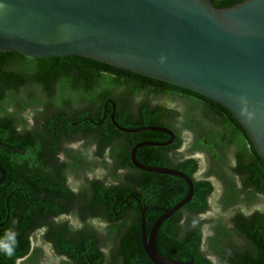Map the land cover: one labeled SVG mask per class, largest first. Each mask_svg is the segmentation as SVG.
Masks as SVG:
<instances>
[{"label":"trees","instance_id":"trees-1","mask_svg":"<svg viewBox=\"0 0 264 264\" xmlns=\"http://www.w3.org/2000/svg\"><path fill=\"white\" fill-rule=\"evenodd\" d=\"M209 1L213 7L220 8L240 0ZM133 82L151 83L160 92L159 96L197 104L192 115L185 108L178 109L180 111L175 114L163 108L160 113H165L166 118L178 115L185 126H200L202 121L206 122L205 143L196 141L197 147L208 150L212 146L225 145L230 149L232 164L225 167L227 202L234 201L238 194L264 199V165L236 121L224 108L207 98L84 57L27 58L14 51L0 52V168L6 173L0 184V223H3L0 226V258L4 256L5 263L24 255L29 248L28 236L35 228H43L45 241L56 253L67 258L68 262L61 264H106L103 253L95 247L100 239L92 230L91 222L87 221L95 218L114 227L115 234L111 238L112 241L115 239V247L109 253V264H150L139 245V210L143 209V227L147 231L161 210L185 195L186 186L180 178L141 172L130 193L138 202L129 200L123 204H119L118 198L126 194L124 189L117 185L105 188L98 180H89L91 193L86 205L80 214H71L77 220H86L81 227L72 229L66 221L51 222L58 214L68 213L70 206L69 192L61 185L62 172L54 170L53 163L49 169L44 162L40 163L43 158H52L61 143L78 138L80 133L87 136L84 139L87 144L90 140L96 147L95 154L112 138L120 136L121 133L110 129L108 115L102 117L101 107L107 102V113L113 104L121 116L128 114L130 106L126 95L141 90ZM31 107H38L39 121L36 127L26 129L20 112ZM111 111L113 123L127 125L124 120L116 119L115 108ZM149 123L153 124V120ZM104 125L107 130L102 128ZM146 134L149 135V131ZM167 149L170 147L144 146L135 149L133 154L135 160L147 156L156 159ZM116 152L110 157H124L120 164L113 163L111 176L116 168L128 164L127 148ZM172 164L190 180L191 196L156 229L154 243L158 254L176 261L190 260L192 264H212L208 254L214 256L215 264H264V211L251 210L243 214L235 210L228 218L229 227H216V238L206 239L209 252L200 250L201 220L190 217L207 209L206 197L211 193L212 185L204 176H193L198 165L194 157L185 156ZM47 196L52 199V204ZM127 211L132 214L129 218L125 214ZM232 233L244 243L238 250L226 243Z\"/></svg>","mask_w":264,"mask_h":264},{"label":"water","instance_id":"water-1","mask_svg":"<svg viewBox=\"0 0 264 264\" xmlns=\"http://www.w3.org/2000/svg\"><path fill=\"white\" fill-rule=\"evenodd\" d=\"M9 51L84 57L201 95L229 113L264 165V0L220 8L209 0H0V52ZM146 128L171 137L166 129ZM168 142L139 143L128 152L132 166L178 177L186 186L147 231L139 210L138 240L150 264H192L162 257L154 243L161 222L189 200L190 180L132 158L138 145ZM5 174L0 168V184Z\"/></svg>","mask_w":264,"mask_h":264},{"label":"rangeland","instance_id":"rangeland-1","mask_svg":"<svg viewBox=\"0 0 264 264\" xmlns=\"http://www.w3.org/2000/svg\"><path fill=\"white\" fill-rule=\"evenodd\" d=\"M150 98V97H148ZM139 97L135 98V101L138 100ZM153 102L161 101L167 105H176L177 109L185 108V111L192 115L194 114L195 108H197V104L193 101H188L185 99H180L176 97H168V96H157L153 99ZM151 103V101H150ZM180 105V107H178ZM72 107H76L72 105ZM38 107L25 108L20 112V116L25 120V128L30 129L36 127L37 113ZM180 111V110H177ZM195 118V115H193ZM176 126L182 136L181 145L179 147V155L182 156H191L197 160V169L193 176L195 178L205 177L212 185L211 193L206 197L207 201V209L202 213L198 214L196 217L191 216L190 219L197 218L201 220L200 228H201V245L200 250L204 253L209 252V248L206 244L207 238H216L215 228L224 225L225 228L229 227L228 218L231 214L236 210L243 214H247L251 210H259L264 211V199H261L259 196H251L244 197L243 194H238L234 201L231 203L227 202V173L225 170L226 166H231L232 162L230 160V149L228 147L225 148V145L212 146L210 149H204L203 147H197L196 141L201 142V144L205 143L204 140V130L206 129L207 123L202 121L200 126L197 125H184V122L180 120V117L177 115L175 120ZM90 146L82 142V145L89 152L90 162L82 163L80 161V165H84L86 168L85 173H87L86 177L89 176L91 179L101 180L104 178L107 180L110 176L109 169L111 164L109 160L106 158V151L101 156L93 155L91 150V141ZM63 146L62 152L66 153L64 156L65 160L68 161L70 156L75 153V147L73 144L69 142L61 143ZM83 148V147H82ZM224 148V149H223ZM59 152V151H58ZM63 158V156H59ZM105 161V162H104ZM89 169L90 172H87ZM120 174L118 181H120L124 176L123 173L118 172L117 175ZM83 173H67L66 181L71 184L72 187H76L77 185L83 184ZM116 178V177H115ZM117 180V179H116ZM108 181V180H107ZM234 184L237 185V181L234 179ZM184 217V216H183ZM182 217V220H183ZM56 222L55 220H51V222ZM50 221H46L48 223ZM92 230L96 234L97 238L100 239L99 245L102 248V253L105 258L106 264L110 263L109 253L115 247V239L112 241V236H114V231L112 225H107L101 220H95L91 222ZM72 229L76 226L75 222H71ZM43 227V226H42ZM43 228H35L33 232L28 236L29 249L27 254L19 261L15 263L19 264H60L62 260L60 258L53 256L51 245L45 241L43 238ZM111 239V240H110ZM225 241V240H223ZM106 242V244H104ZM226 243H229L233 248L238 250L241 246L244 245L243 241L240 237L232 233V236L226 240ZM98 246V244H97ZM45 260L42 262V258ZM212 264H215L214 256L207 255ZM63 262V261H62Z\"/></svg>","mask_w":264,"mask_h":264},{"label":"flooded vegetation","instance_id":"flooded-vegetation-1","mask_svg":"<svg viewBox=\"0 0 264 264\" xmlns=\"http://www.w3.org/2000/svg\"><path fill=\"white\" fill-rule=\"evenodd\" d=\"M136 85H139L141 87V90L139 92H135L132 93L131 95H126L128 101H129V112L126 115H122L120 114V111L118 110V107L114 106L112 104L111 108H110V112L107 113L106 112V103L104 102L102 105V117H105V115H108V117L111 114V109L115 108L116 109V119L118 117V121L120 122L121 120H124L127 125H130V127L126 126H120L119 124H117L116 122H114V125L110 124V129H115L116 131H118L120 134V136H115V138H112V141L107 144L106 146L103 147V149L100 150V152L95 154V150L96 147L91 143V150L92 152L99 156V154H103L104 151H106V158L109 160L111 166L113 167V163L115 162L116 164H120L122 162V159L124 157V155L119 158L117 156L110 157V154H116V151L119 150H125L127 148V161L128 164H124V166L118 167L115 170V174L113 176H108L109 178L106 180L104 178L101 180H98V182H100L102 187H113V186H118L117 188L120 189H124L126 194L125 195H121L122 197L118 198L120 200L119 204H123L126 203L127 201H133L135 200L136 202H138L137 199H135V196L131 195L130 193L132 192V190L135 188V183L137 181V176L141 173V172H145L142 171L134 166L131 165L130 161L128 160V152L129 149L135 145V144H139V143H152V144H158V143H163L167 140H169V142L167 144L164 145H138L136 146L133 151H132V158L133 161L140 166H150V167H158V168H169V169H173L176 170L178 172L183 173L182 171L175 169L174 168V164H172V162H178L182 159L185 158V156L179 155V147L181 145V140H182V136L178 130V127L176 126V115L171 117V118H166L165 113L164 115L160 113V111L164 108H168L170 110H172L171 112L175 114V112H177V108L176 105H167L164 102L161 101H156L153 102L157 96L161 95L159 91H157V89H155V86L151 83H145V84H140V83H136L133 82ZM140 89V88H139ZM162 91V90H160ZM139 97L138 100L135 101V98ZM150 97V98H148ZM110 100V99H107ZM111 101V100H110ZM151 101V103H150ZM169 110V111H170ZM112 119V117H111ZM151 120H153V124L149 123ZM113 121V120H112ZM137 122L138 125L135 126ZM141 122V123H139ZM116 127L124 129L126 131H120L118 130ZM144 127H159V128H163L168 130L171 133V137H169L166 133L158 131V130H152L149 128L146 129H141ZM104 130H107L108 127L104 125V127H102ZM136 129H140L139 131H135ZM149 131V135H147L146 133ZM152 131V132H151ZM74 136V135H73ZM78 138H74L72 140L69 141L70 144H73L75 149V153L73 155L70 156V159L68 161L65 160L64 156H66L65 152H62L63 150V146L62 144H60V148H59V152H55L53 157H47V158H43L40 160V163H45V167L47 169L50 168V163H53V169L57 170L60 169L63 175V178H61V185L64 188H67L68 192H69V202H70V206L69 209L67 210L68 213H64V214H58L57 216L53 217L51 220H59V221H66V224L68 226H70V228H72L71 222H75L76 226L74 228H78L81 227L82 224L84 223V220H77V218L72 217L71 214H80L81 209L84 208V206L86 205V202L88 201L89 197H90V182H88L89 180H92L91 177L87 176V173H85L86 168L84 167V165H80V161L82 163L84 162H90V157H89V152L88 150L85 149V147L82 145V142L86 144V142L84 141V139L87 137L85 135H81V133L78 135ZM164 136L166 138H164ZM75 137V136H74ZM160 138V139H159ZM131 142V144H130ZM90 146V142L88 144ZM144 146H156V147H170V149L165 150L164 152H160L158 154V157L156 159H148L149 156H147V158H140V159H136L139 161L135 160L134 157V150L140 147H144ZM83 147V148H82ZM63 156V158H60L59 156ZM119 158V159H118ZM119 161H118V160ZM105 162V161H104ZM161 164V165H160ZM60 165V166H59ZM44 168V167H43ZM111 168V167H110ZM44 172V170H42ZM58 171V170H57ZM111 171V169H109V172ZM72 172H78V173H83V184L81 185H77L76 187H72L71 184L67 183L66 181V176L67 173ZM87 172H90L89 169L87 170ZM123 173V178L118 181V178L120 176V174L117 175V173ZM184 174V173H183ZM116 177V178H115ZM117 179V180H116ZM136 179V180H135ZM97 180V179H96ZM47 199L49 201V203L52 204V199L49 198V196H47ZM57 202H53V204H56ZM126 216L129 218L132 214L131 211H127ZM96 219H88V222H92L95 221ZM3 223H0V226ZM73 228V229H74ZM65 237H69L66 236ZM96 244H94L95 246ZM96 250L102 254V248L101 246L98 244V246H95ZM52 248V247H51ZM29 249V248H28ZM28 252V251H27ZM27 252L24 253V255L14 258L12 260L11 263H5L4 261V256L0 258V264H19V263H15L16 261L19 262L26 254ZM52 254H54L53 256H56L58 258H60V260H62L63 262H65L67 260V258L65 256L60 255L59 253H56L53 248H52ZM44 257L42 258V260L40 259V261H44ZM83 260V259H82ZM61 261V263H62ZM46 262V260H45ZM68 262V260H67ZM60 263V264H61Z\"/></svg>","mask_w":264,"mask_h":264}]
</instances>
